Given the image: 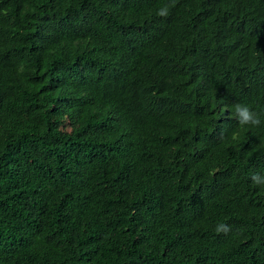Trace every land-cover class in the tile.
Masks as SVG:
<instances>
[{"label": "trees", "instance_id": "obj_1", "mask_svg": "<svg viewBox=\"0 0 264 264\" xmlns=\"http://www.w3.org/2000/svg\"><path fill=\"white\" fill-rule=\"evenodd\" d=\"M253 173L264 0H0V264H264Z\"/></svg>", "mask_w": 264, "mask_h": 264}, {"label": "clouds", "instance_id": "obj_2", "mask_svg": "<svg viewBox=\"0 0 264 264\" xmlns=\"http://www.w3.org/2000/svg\"><path fill=\"white\" fill-rule=\"evenodd\" d=\"M158 16L166 17L169 14L168 6L157 10L156 13ZM234 112L237 119V122L241 126L251 125L259 126L262 123L261 114L256 113L251 109L248 104L237 103L234 105ZM251 180L254 184L264 185V173H253L251 175ZM231 230L230 225L219 223L217 224L215 231L217 233L227 234Z\"/></svg>", "mask_w": 264, "mask_h": 264}]
</instances>
